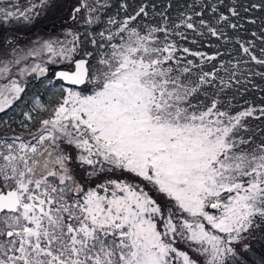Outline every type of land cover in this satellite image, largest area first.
Segmentation results:
<instances>
[{
  "label": "snow or ice",
  "instance_id": "obj_1",
  "mask_svg": "<svg viewBox=\"0 0 264 264\" xmlns=\"http://www.w3.org/2000/svg\"><path fill=\"white\" fill-rule=\"evenodd\" d=\"M0 264H264V0H0Z\"/></svg>",
  "mask_w": 264,
  "mask_h": 264
},
{
  "label": "trees",
  "instance_id": "obj_2",
  "mask_svg": "<svg viewBox=\"0 0 264 264\" xmlns=\"http://www.w3.org/2000/svg\"><path fill=\"white\" fill-rule=\"evenodd\" d=\"M21 36L23 37V39H27V35H25L24 33H21Z\"/></svg>",
  "mask_w": 264,
  "mask_h": 264
}]
</instances>
